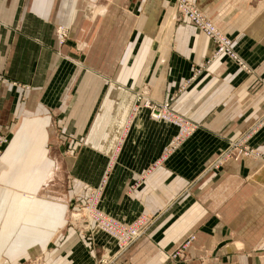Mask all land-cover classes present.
Masks as SVG:
<instances>
[{
    "label": "crops",
    "instance_id": "1",
    "mask_svg": "<svg viewBox=\"0 0 264 264\" xmlns=\"http://www.w3.org/2000/svg\"><path fill=\"white\" fill-rule=\"evenodd\" d=\"M193 1L250 73L228 57L207 62L213 44L175 22L172 0H0V264L112 254L108 236L68 222L103 176L104 214L151 220L120 264H263L264 163L205 169L245 136L264 154V0ZM60 24L75 47L56 42ZM142 100H170L196 132L170 147L177 128ZM191 236L186 258L171 261Z\"/></svg>",
    "mask_w": 264,
    "mask_h": 264
},
{
    "label": "built area",
    "instance_id": "2",
    "mask_svg": "<svg viewBox=\"0 0 264 264\" xmlns=\"http://www.w3.org/2000/svg\"><path fill=\"white\" fill-rule=\"evenodd\" d=\"M175 9L176 23L186 21L195 29L199 30L205 38L209 39L213 44L214 48L212 50L211 57L207 62L221 56L226 58L228 57L238 66L244 68L247 73H250L248 71L249 68H247L243 62L240 61L237 53H235L232 46V39L225 35L223 33L224 31L215 23L210 22L209 19L203 15L201 10L192 3V0H175ZM55 36L59 45H69L68 30L66 28L60 27L59 29H56ZM142 101L144 107L149 111V116L151 118H162L168 123L172 122L176 124L182 135L185 133H192L197 129L194 123L172 115L170 110V101L161 104L145 100ZM7 140V134L0 132V153L2 152L1 149ZM246 148V146L238 143H230V145L227 146V149L230 152L229 155L227 157H219L215 164L217 163V165L220 166L224 158L236 159L238 155L243 152L245 153L247 150ZM102 178L103 179L99 185L90 192L88 198L81 203V205H76L75 208L72 209L69 214V224L79 231H84L90 234L101 232L108 236V238L115 242L116 250L112 254L104 251L97 259L96 264H119L120 257L126 254L129 248L141 239L143 235H145L146 230L151 225V220L145 216H141L130 224H124L117 221L115 218L104 214L98 207L99 198L101 196L100 191L103 183L105 182V177L103 176ZM193 240L194 236L189 237L187 242L181 245L180 248L171 255V257L176 259L180 256V254H184L183 250H185L188 247V244Z\"/></svg>",
    "mask_w": 264,
    "mask_h": 264
},
{
    "label": "rangeland",
    "instance_id": "3",
    "mask_svg": "<svg viewBox=\"0 0 264 264\" xmlns=\"http://www.w3.org/2000/svg\"><path fill=\"white\" fill-rule=\"evenodd\" d=\"M192 3L194 4V5H196L197 6V3H196V1L194 2L193 0H192ZM172 6H173V9H174V15H176V9H175V0H172ZM197 8L198 9H200L198 6H197ZM201 10V12L203 13V15L205 16V17H207L208 19H209V21L210 22H213V20L209 17V15L208 14H206L202 9H200ZM175 17V16H174ZM174 20H175V18H174ZM213 23H215V22H213ZM220 29H222L223 30V26H220V25H218L217 23H215ZM60 27H64V28H66L67 30H68V38H69V40H68V43H69V45H67V44H64V45H67V46H73V47H75V44L73 43V40L71 39V36H70V29L67 27V26H63V25H59V26H56L55 27V31H56V29H59ZM225 35H227V33H225V32H223ZM228 36V35H227ZM229 37V36H228ZM55 38H56V36H55ZM56 42H57V40H56ZM74 44V45H73ZM58 45H59V43H58ZM60 47L61 46H63V45H59ZM237 56L239 57V55L237 54ZM239 59H240V57H239ZM240 61L241 62H243V64H244V61H242L241 59H240ZM249 72H251V69L249 68V70H248ZM140 96L141 95H138L137 96V98H135V100H133L134 101V103H133V105H132V107H131V110H130V112H129V115H128V117L129 118H133L134 116H136L137 115V112H139L140 111V108L141 107H139V102L140 101H138L139 100V98H140ZM170 101V100H169ZM146 109V108H145ZM171 110V109H170ZM148 111V110H147ZM171 112H172V115H175L176 117H178V118H181L180 117V115H177L176 113H174L172 110H171ZM165 115H167V114H165ZM148 116H149V111H148ZM150 117V116H149ZM151 118V117H150ZM164 118V117H163ZM151 119H155V120H158V121H162V122H165V123H168V122H166L165 120H163L162 118L161 119H156V118H151ZM170 124H172L173 126H175L176 128H177V130H178V133L175 135V137L172 139V141L170 142V144H169V146L170 147H178L180 144H182L183 142H184V140H186L188 137H190L193 133H195L196 132V130L195 131H193L192 133H185L184 135H182L181 134V131L178 129V126L176 125V124H174V123H172V122H169ZM168 123V124H169ZM195 126L197 127V125L195 124ZM0 132H2V131H0ZM4 133H6L7 135H8V131H3ZM2 132V133H3ZM246 139H247V137L245 136L244 138H242V139H237V140H232V141H230V142H227L226 143V145L217 153V156H215V160L214 161H212V163H210L207 167H206V171L207 172H211V171H215V170H218V169H220L224 164H226L227 162H229L230 160H239V159H245V158H249V159H258L259 161L261 160L263 163H264V154H261V153H259V152H257V151H255V150H253L252 148H250V147H248V145H246L247 143H246ZM8 141V140H7ZM7 143V142H6ZM5 143V144H6ZM230 143H238V144H241V145H243V146H246L247 148V150L245 151V153L243 152V153H241L240 155H238L237 157H236V159H232V158H224L223 160H222V163H221V165L219 166V165H217V163L215 164V162L218 160V158L219 157H227L228 155H229V151H228V149H227V146L228 145H230ZM4 144V145H5ZM118 149H119V147H118V145H116L115 146V148H114V151H113V153H112V156L118 151ZM215 165V166H214ZM264 165V164H263ZM215 167V168H214ZM71 211V210H70ZM69 214H70V212H69ZM69 214H68V222H69ZM133 222V221H132ZM131 222V223H132ZM128 224H130V223H128ZM142 239V238H141ZM140 240V239H139ZM138 240V241H139ZM188 240V239H187ZM113 241V240H112ZM187 241H185L184 243H186ZM192 242V241H191ZM113 243H114V245H115V242L113 241ZM184 243H182L181 245H183ZM134 245V244H133ZM132 245V246H133ZM180 248V247H179ZM178 250V249H177ZM177 250H175V252L177 251ZM184 251V250H183ZM113 253V252H112ZM174 253V252H173ZM255 253H263V251L261 250V251H259L258 249H257V252H255ZM103 254V253H102ZM171 255L172 254H170V256H169V259L171 260V261H173V260H184L185 258H186V253H185V251H184V254H180V256H178V258H176V259H173L172 257H171ZM101 256V255H100ZM121 258V257H120ZM120 260V259H119ZM262 263L264 264V261H262ZM40 264V263H39ZM119 264H120V262H119Z\"/></svg>",
    "mask_w": 264,
    "mask_h": 264
},
{
    "label": "bare ground",
    "instance_id": "4",
    "mask_svg": "<svg viewBox=\"0 0 264 264\" xmlns=\"http://www.w3.org/2000/svg\"><path fill=\"white\" fill-rule=\"evenodd\" d=\"M27 197H28V196H27ZM27 197H26V198H27ZM24 198H25V197H24ZM25 202H29V201H25Z\"/></svg>",
    "mask_w": 264,
    "mask_h": 264
}]
</instances>
